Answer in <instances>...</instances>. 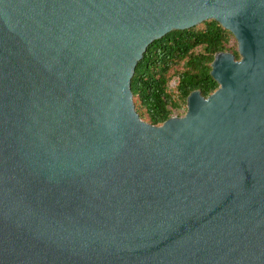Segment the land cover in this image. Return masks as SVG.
Wrapping results in <instances>:
<instances>
[{
  "label": "water",
  "instance_id": "1",
  "mask_svg": "<svg viewBox=\"0 0 264 264\" xmlns=\"http://www.w3.org/2000/svg\"><path fill=\"white\" fill-rule=\"evenodd\" d=\"M208 19L240 59L142 121L147 47ZM0 264H264V0H0Z\"/></svg>",
  "mask_w": 264,
  "mask_h": 264
},
{
  "label": "trees",
  "instance_id": "2",
  "mask_svg": "<svg viewBox=\"0 0 264 264\" xmlns=\"http://www.w3.org/2000/svg\"><path fill=\"white\" fill-rule=\"evenodd\" d=\"M219 52H230L235 60L240 59L234 35L213 19L154 40L131 79L136 111L143 110L140 119L160 125L170 117L184 115L192 91H199L203 97L214 92L219 84L210 71ZM173 78L177 81L170 88Z\"/></svg>",
  "mask_w": 264,
  "mask_h": 264
},
{
  "label": "rangeland",
  "instance_id": "3",
  "mask_svg": "<svg viewBox=\"0 0 264 264\" xmlns=\"http://www.w3.org/2000/svg\"><path fill=\"white\" fill-rule=\"evenodd\" d=\"M176 78H173L171 81H170V83H169V87L170 88H174V86H175V84H176ZM133 104H134V108L136 107L135 106V100L133 99ZM135 111H136V108H135ZM137 112V114L139 115L141 112H143V110H139V111H136ZM183 114V113H182ZM183 116V115H182ZM142 121H144V122H147V120L146 119H141ZM148 123V122H147Z\"/></svg>",
  "mask_w": 264,
  "mask_h": 264
}]
</instances>
